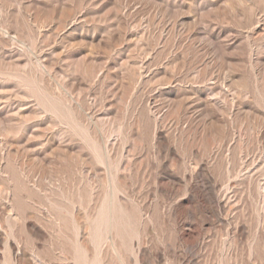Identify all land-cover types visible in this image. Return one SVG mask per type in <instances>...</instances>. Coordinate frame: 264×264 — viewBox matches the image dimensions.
<instances>
[{
	"label": "rangeland",
	"instance_id": "1",
	"mask_svg": "<svg viewBox=\"0 0 264 264\" xmlns=\"http://www.w3.org/2000/svg\"><path fill=\"white\" fill-rule=\"evenodd\" d=\"M0 264H264V0H0Z\"/></svg>",
	"mask_w": 264,
	"mask_h": 264
}]
</instances>
